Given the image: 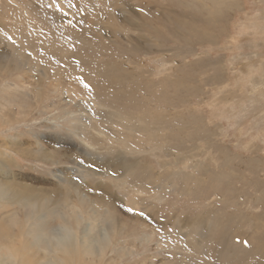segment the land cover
I'll return each mask as SVG.
<instances>
[{
	"label": "rangeland",
	"instance_id": "374dc122",
	"mask_svg": "<svg viewBox=\"0 0 264 264\" xmlns=\"http://www.w3.org/2000/svg\"><path fill=\"white\" fill-rule=\"evenodd\" d=\"M0 181L115 196L116 234L84 215L65 264H264V0H0ZM7 206L0 257L27 229Z\"/></svg>",
	"mask_w": 264,
	"mask_h": 264
},
{
	"label": "bare ground",
	"instance_id": "6f19581e",
	"mask_svg": "<svg viewBox=\"0 0 264 264\" xmlns=\"http://www.w3.org/2000/svg\"><path fill=\"white\" fill-rule=\"evenodd\" d=\"M112 95L113 94L108 93L109 97H112ZM90 102H91V107L98 104L96 103L97 101L94 99H90ZM88 112H90L89 108L85 111V113H82V117H81L82 121L80 125L74 124L72 128L73 136H71L70 134L69 135L70 138L76 137V139L81 140V142H83L84 144L86 143L89 146V148H91V150H94V147L90 145V142H88L86 138L87 135L90 138L91 130L92 128H94L93 121L87 115ZM85 124L88 125V127H84ZM81 128L85 129V131L82 132L80 130ZM90 140H92V138ZM63 141L64 139H61V142ZM118 157L119 156L117 155L115 156V158L111 159V161H108L102 165L95 164V162H90L91 166L89 167H87L88 165L85 167L78 166V169L84 170L81 172L83 176L88 175L94 179H98V177L103 175L101 173L105 171L104 169H106L105 172L110 171V173H115L119 169L122 172L132 167V165L128 163H124L121 166L120 162H118ZM98 166L99 167L103 166V167L99 168ZM61 176L62 175L57 176V178H61ZM69 180L70 179L68 178L67 182ZM84 185L78 186L77 184H71L70 182L68 187L66 186L65 189L62 188V190L65 191L67 194H63V193L57 194L56 191H60V190L56 188L54 189L47 188V190H41V189H35L29 185H23L17 183L9 184L0 181V210H3L4 207H8L7 205L15 206L16 208L13 211L15 215L21 213L20 215H23L21 222L27 221V229L26 230L23 229L19 233L21 237L20 241L18 240L19 249L13 247L15 245L10 247L6 246L5 248L7 252L4 256L2 255V257H0V264H25L22 258H25L28 255V252L32 253L34 248H39L41 245H45L47 250L52 254L51 255L52 259L50 261V264H65V259L70 261V259L73 257V253L75 252H79L82 255H88L87 245H81V243L78 241L80 239V236L76 228V226L77 227L80 226V223L84 219V215L87 216L89 219V223H87L89 225V228L87 229L88 232H92L93 221L103 220L102 222H104L109 229V233L104 234L103 239L108 241L111 233L115 235L116 231H113V227L114 228L118 227L116 223L117 219L115 212H112L115 210V201L113 200L115 196L112 195L113 198L111 200L110 199V195L112 194L111 191L101 187L99 182H94V183L86 182V184ZM70 187H72L71 190L69 189ZM84 192L86 193L84 194ZM97 193H100L101 196L98 195ZM47 195L55 202V204H53L51 200L46 198ZM60 196H62L64 200H58ZM90 197H95L94 198L95 200L92 201ZM98 199L109 201L110 205H108V207L105 210L100 209L99 207H97L99 203L98 205L94 204ZM59 201L62 202L68 201L71 204L58 208V205H60L58 204ZM73 201L77 202V204L72 203ZM55 219H61L65 224L64 229L62 227H58L59 228L58 234H53L52 232L54 226L53 223ZM72 223H74L75 227L72 226ZM50 242H53V244H50ZM2 248L3 247L0 246V250ZM103 250H104V246L96 247V252H103ZM61 253L64 255V257L61 256ZM18 259H20V261H18Z\"/></svg>",
	"mask_w": 264,
	"mask_h": 264
}]
</instances>
